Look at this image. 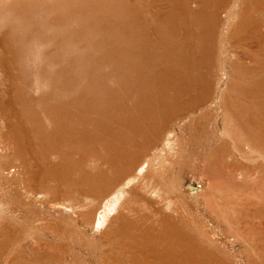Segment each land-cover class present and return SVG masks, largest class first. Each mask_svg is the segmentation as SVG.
Returning <instances> with one entry per match:
<instances>
[{
	"label": "rangeland",
	"instance_id": "1",
	"mask_svg": "<svg viewBox=\"0 0 264 264\" xmlns=\"http://www.w3.org/2000/svg\"><path fill=\"white\" fill-rule=\"evenodd\" d=\"M242 1H225L207 52L213 7L190 28L162 0H0V264H103L101 234L134 194L175 221L181 258L145 238L121 264H264V149L235 113L264 119V71L240 70L253 59L229 36Z\"/></svg>",
	"mask_w": 264,
	"mask_h": 264
},
{
	"label": "bare ground",
	"instance_id": "2",
	"mask_svg": "<svg viewBox=\"0 0 264 264\" xmlns=\"http://www.w3.org/2000/svg\"><path fill=\"white\" fill-rule=\"evenodd\" d=\"M162 1L164 2V4H168V3L169 4H176V6L178 8V11H176V12L165 10V13L162 16L165 20H174L176 17H181V18L185 17V20H183V24L186 25V22L188 21V26L190 28H191V21H192L191 19L193 17H199L203 14H206L207 12H210L211 7H213L214 11H213L212 15L210 14V19L208 20V22H205V20H203L202 24H200L199 30H198L200 32V38L198 39V43L199 44L204 43V45H205V42H206L207 43L206 48H208L207 49V52H208L210 50L209 40L212 39L213 35L216 32V28H217L218 24L220 23V20H222V16H220L222 14V12L220 10L222 7H224L226 0H176V2H175V0H162ZM248 5H252V6L254 5V9L252 12L249 11ZM241 8L242 9L239 13V21L236 25H234L232 27V29L229 33V36H230V39H231L233 46L234 45L239 46L244 53H247V54L249 53L252 56L253 61H251V63H252V65H254L253 67H251L249 69L247 66H245V64L243 62H239V61H237V62H239V63H237V67H239L240 70L247 71V73L253 77V76H255L254 70H258V69L262 68V70L264 71V50H263V48H264V20H262L261 18H260L261 20L257 19V17L252 19L249 16V14L254 15V12H256V11L264 13V0H243ZM194 9H195V15H192V13L194 12ZM225 13H226V16H228V11H226ZM223 20H224V18H223ZM172 25H173L172 28L169 27V30H171V31L175 30L176 24L172 22ZM176 28H177V30L181 29L183 33L186 32V29L184 27H182L181 25H178ZM202 30H203V32L201 35ZM247 36H249V37H247ZM243 52L240 54V56H238V58H237L238 60L242 58ZM206 56H207V53H206ZM200 64H201V62H200ZM0 66H3V63H0ZM188 66H189V64H188ZM0 70H1V67H0ZM263 71L261 73H263ZM198 79H201V80H197V81H199V83L204 82L203 86L205 88L208 87L209 81L207 79L205 81V79H203V77H201V76H198ZM260 81L261 82H259V80L256 81V82H258L257 86H261L262 88H264V77H262L260 79ZM243 82H245V81H243ZM253 82H254V79L252 80V83ZM237 85H238V83H237ZM261 87H259V88L262 90ZM254 88H253V90H254ZM251 100H253V99H251ZM254 100L260 101L257 103L258 104L260 103L263 105V103H262L263 99L261 100L259 98V99H254ZM0 105H2V104H0ZM231 105L232 106L229 105V108L233 107V104H231ZM260 107H262L264 109V105L263 106L260 105ZM229 108H228V111L225 113V115H229V111H230ZM0 111L2 112V108L0 109ZM235 113L239 114L240 117H242L241 122H243V125L240 123V126L238 128L246 131L247 138L246 137L245 138L247 140L252 141V137H255L256 139L259 140L257 142L260 145V147L262 149H264V119L260 120L258 118H255L256 116H253V115H251L252 117L245 116V114L242 111L239 112V111H237V109H235ZM18 141L19 140H17V143H18ZM169 141H171V140L169 139ZM169 141H167V144ZM253 142H254V140H253ZM173 143H175V142H173ZM169 147H171V145ZM147 162H148V160H145L137 168L138 170H137L136 174L132 175L130 180H133L137 177L140 178L139 176H141V174H143V172H144L143 170H145L144 167L147 166ZM147 187H152V186H147ZM151 190L153 191V193L157 192V190L155 188H153ZM117 200L118 199H116V201H114L113 203H109L108 208L106 210L99 211L97 215L95 214L96 216L93 219L92 223L96 229L98 228V230H99V228L100 229H103L104 227L106 228L107 222L111 218L110 216L112 214L116 213V211H117V210L115 212L112 211L114 206H116L119 202ZM132 200H133L132 202L130 200V202H131L130 204H128L126 201H123V200H122L123 202L118 204V210H119L121 215L114 217L113 222L101 234L100 243L104 244L102 246V248H103V250H102L103 264H121L125 260H130V257L133 259L130 251H132L138 245L143 249L144 244H142L141 242H144L145 238L151 242H153V241L156 242L157 251H152L153 255H155L157 253L160 257L171 259L172 262H174V260H176L178 258H181V253L179 254V252L176 250V247H175V244L179 243L180 239H181L180 233L178 232V230L175 227V221L173 219H169L168 217L165 218L163 216L162 217L160 216V218H161L160 219L159 216H156L157 215L156 212H154L150 208L149 202H147L145 200V198L141 197L140 195L135 196V194H134V198ZM128 202H129V200H128ZM168 205H169V201H166V206H168ZM111 206H113V207H111ZM133 206H135V209L137 208V210H142V211L140 213L138 212L139 213L138 215L134 214L133 213V211H134ZM76 208H78V207H76ZM122 214L128 215L129 217L127 219H125L124 216L122 217ZM92 218H93V212H92V210H90V211L88 210L87 219L89 220V222H91ZM122 219H123V221H122ZM159 228L162 229L160 232H159ZM6 232H7V230L5 227L0 229L1 235L6 234ZM1 244H0V252L2 253L3 252L2 250H4V249H2V247H4L5 245L7 246V243L5 245L3 244L4 246L3 245L1 246ZM147 246H148V244H147ZM147 246H146V248H147ZM186 248H188V249L190 248L192 251L195 249L194 245L191 242H189L187 244ZM16 261H18V260H16ZM192 261H193V259H192Z\"/></svg>",
	"mask_w": 264,
	"mask_h": 264
},
{
	"label": "built area",
	"instance_id": "3",
	"mask_svg": "<svg viewBox=\"0 0 264 264\" xmlns=\"http://www.w3.org/2000/svg\"><path fill=\"white\" fill-rule=\"evenodd\" d=\"M200 185H201V183L197 182V186H200Z\"/></svg>",
	"mask_w": 264,
	"mask_h": 264
}]
</instances>
